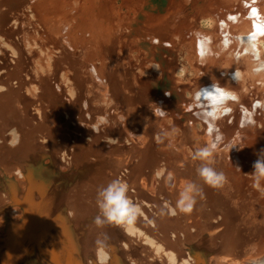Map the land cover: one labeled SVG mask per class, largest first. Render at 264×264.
<instances>
[{
	"label": "bare ground",
	"instance_id": "bare-ground-1",
	"mask_svg": "<svg viewBox=\"0 0 264 264\" xmlns=\"http://www.w3.org/2000/svg\"><path fill=\"white\" fill-rule=\"evenodd\" d=\"M261 64L264 0H0V264L264 260ZM215 80L235 96L216 121L235 147L213 154L218 188L197 174L213 137L189 107ZM117 178L142 215L98 227ZM188 183L203 198L186 214Z\"/></svg>",
	"mask_w": 264,
	"mask_h": 264
},
{
	"label": "clouds",
	"instance_id": "clouds-1",
	"mask_svg": "<svg viewBox=\"0 0 264 264\" xmlns=\"http://www.w3.org/2000/svg\"><path fill=\"white\" fill-rule=\"evenodd\" d=\"M254 70L257 72L264 70V64ZM226 74L223 73V75ZM239 76L240 73L238 71L231 73L233 80L239 79ZM165 94L168 95L167 93ZM229 99H235L234 94L222 87L218 80H215L210 85L199 86L192 93V103L189 106L190 110L195 109L193 115L207 125V131L213 137L210 144L198 147L192 154L193 160L201 162L197 168L198 176L206 185L213 188L221 187L226 180L222 171H217L211 166L214 152L221 146L230 150L235 148L230 143H224V134L216 124L218 119L231 111L229 107L225 106ZM244 112L246 115L245 119L242 120V124L250 122V114H248L247 109H244ZM164 114L165 111L160 108V115L163 116ZM167 135L168 133L165 131L158 134V137L162 142ZM251 175L257 183L264 179V150H262L259 158L255 161ZM128 192L129 185L126 181L119 178L100 188L96 194L98 214L94 218V224L98 227L105 224L133 225L137 217L142 215V209L139 205L132 202ZM198 197L203 198L202 190L195 183H188L183 191L180 192L175 209L186 214L191 213L197 204ZM166 211H171L172 215L176 214V211L168 208L167 205L161 208L160 214L164 215ZM97 243H102V241L98 240ZM254 264H264V260H257Z\"/></svg>",
	"mask_w": 264,
	"mask_h": 264
}]
</instances>
